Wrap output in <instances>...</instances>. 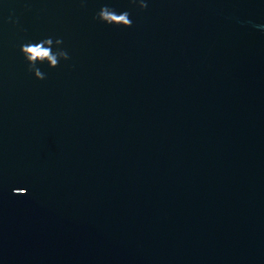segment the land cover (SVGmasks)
I'll list each match as a JSON object with an SVG mask.
<instances>
[{
  "label": "water",
  "instance_id": "95a60500",
  "mask_svg": "<svg viewBox=\"0 0 264 264\" xmlns=\"http://www.w3.org/2000/svg\"><path fill=\"white\" fill-rule=\"evenodd\" d=\"M0 264H264V0H0Z\"/></svg>",
  "mask_w": 264,
  "mask_h": 264
},
{
  "label": "clouds",
  "instance_id": "9594fccd",
  "mask_svg": "<svg viewBox=\"0 0 264 264\" xmlns=\"http://www.w3.org/2000/svg\"><path fill=\"white\" fill-rule=\"evenodd\" d=\"M22 52H25V53H32V54H34V55H36V56H45V55H47V53H44V52H41L40 51V49L39 48H27V47H25V48H22Z\"/></svg>",
  "mask_w": 264,
  "mask_h": 264
}]
</instances>
